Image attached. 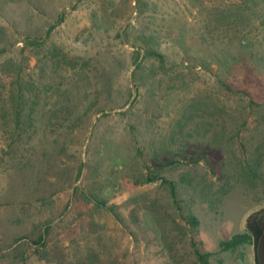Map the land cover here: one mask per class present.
I'll list each match as a JSON object with an SVG mask.
<instances>
[{
	"label": "rangeland",
	"instance_id": "obj_1",
	"mask_svg": "<svg viewBox=\"0 0 264 264\" xmlns=\"http://www.w3.org/2000/svg\"><path fill=\"white\" fill-rule=\"evenodd\" d=\"M263 103L264 0H0V264H253Z\"/></svg>",
	"mask_w": 264,
	"mask_h": 264
},
{
	"label": "trees",
	"instance_id": "obj_2",
	"mask_svg": "<svg viewBox=\"0 0 264 264\" xmlns=\"http://www.w3.org/2000/svg\"><path fill=\"white\" fill-rule=\"evenodd\" d=\"M50 29H52V27ZM145 55L148 56L149 58L157 59L162 65L165 62L164 56L152 49L146 50ZM66 63L69 65L68 62ZM158 179L159 178L155 175L147 176L141 183L148 184ZM164 183L168 184L167 186L170 189L171 195L173 198H175L176 197L175 183L168 182L166 180H164ZM95 204L99 207L104 206V202L102 200L96 199ZM186 220L193 227L197 225V220L191 214L187 216ZM247 244L252 246L253 249V254H254L253 264H264V208L251 213L246 219L244 231L242 233L233 235L228 240L221 241L219 243L218 250L220 252H234L239 247ZM196 255L199 258L201 264H207L208 254L204 255V254H200L199 252H196Z\"/></svg>",
	"mask_w": 264,
	"mask_h": 264
}]
</instances>
